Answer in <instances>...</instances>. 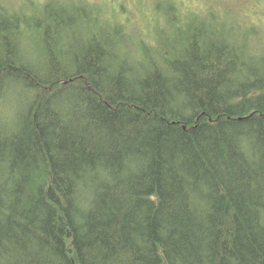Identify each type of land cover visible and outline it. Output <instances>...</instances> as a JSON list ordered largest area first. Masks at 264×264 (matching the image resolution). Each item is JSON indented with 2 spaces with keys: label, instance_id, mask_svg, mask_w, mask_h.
Segmentation results:
<instances>
[{
  "label": "trees",
  "instance_id": "obj_1",
  "mask_svg": "<svg viewBox=\"0 0 264 264\" xmlns=\"http://www.w3.org/2000/svg\"><path fill=\"white\" fill-rule=\"evenodd\" d=\"M146 5L0 0V264H264V25Z\"/></svg>",
  "mask_w": 264,
  "mask_h": 264
},
{
  "label": "rangeland",
  "instance_id": "obj_2",
  "mask_svg": "<svg viewBox=\"0 0 264 264\" xmlns=\"http://www.w3.org/2000/svg\"><path fill=\"white\" fill-rule=\"evenodd\" d=\"M96 2H101V0H94ZM102 1H110V0H102ZM145 1V2H144ZM180 1L183 4L188 5L190 8L201 9L204 7L206 0H176ZM209 2H213L215 7L218 9H238L244 15H246L247 19L251 23H256L260 25H264V0H208ZM122 3L132 11L141 15V11H146L148 0H121ZM155 2H152V5ZM144 18V17H143Z\"/></svg>",
  "mask_w": 264,
  "mask_h": 264
}]
</instances>
